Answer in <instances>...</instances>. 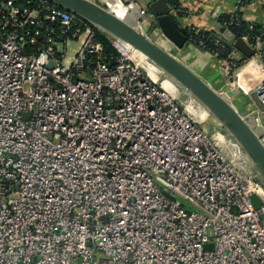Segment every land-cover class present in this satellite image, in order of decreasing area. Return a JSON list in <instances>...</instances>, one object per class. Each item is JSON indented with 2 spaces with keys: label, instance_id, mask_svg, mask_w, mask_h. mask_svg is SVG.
<instances>
[{
  "label": "built area",
  "instance_id": "1",
  "mask_svg": "<svg viewBox=\"0 0 264 264\" xmlns=\"http://www.w3.org/2000/svg\"><path fill=\"white\" fill-rule=\"evenodd\" d=\"M137 2L122 4L138 29L170 41ZM87 22L0 0V264H264V185L238 141L203 128L167 75L103 61ZM262 37L242 38L264 64ZM215 41L236 89L250 59ZM249 97L264 143V79Z\"/></svg>",
  "mask_w": 264,
  "mask_h": 264
},
{
  "label": "water",
  "instance_id": "2",
  "mask_svg": "<svg viewBox=\"0 0 264 264\" xmlns=\"http://www.w3.org/2000/svg\"><path fill=\"white\" fill-rule=\"evenodd\" d=\"M50 1L80 15L109 35L138 50L163 74L183 87L185 94L195 96L209 113L220 121L229 136L238 141L241 150L246 154L248 163L258 174V180L264 185V143L260 135L253 129L250 118L246 117L247 110H238L237 106L230 102L222 91L216 89L210 81L171 51L159 46L156 41L140 31L137 24L118 16L112 9H107L95 0ZM148 9L155 23L174 45L181 49L192 44L188 36L177 25L173 7L167 0H150ZM218 28L220 32L225 33L227 40L220 34L213 33L212 36L215 39L230 47H235L247 58L256 55V48L243 38L233 37L230 31L221 24H218ZM50 66L53 67V64L51 63ZM173 199L175 198L173 197ZM253 200L258 207L259 200L255 196H253ZM206 247L210 248L212 244H208Z\"/></svg>",
  "mask_w": 264,
  "mask_h": 264
},
{
  "label": "crops",
  "instance_id": "3",
  "mask_svg": "<svg viewBox=\"0 0 264 264\" xmlns=\"http://www.w3.org/2000/svg\"><path fill=\"white\" fill-rule=\"evenodd\" d=\"M95 1L103 6L111 3L108 5L110 9H112V4H122L130 0ZM149 2L150 0H138L137 3L139 7H148ZM131 7L132 6H128L129 9ZM130 10H134L135 12L136 8ZM236 12H241L244 20L248 22L264 24V6L261 0H253L252 2L243 3L242 5L237 0H181L180 8H173L175 19L181 27L195 29L197 31L209 30L225 38V33L220 32L218 28V24H220L219 17ZM132 19L135 20L134 17H132ZM174 49L175 52L178 53V57L186 64L210 81L216 89L223 90L236 101H242V96L250 98L249 90L264 79L263 61L261 62L256 56L249 58L250 61L248 60V62L244 64L241 76L239 79H236L240 85L238 86L237 84L235 89L228 86L230 80L222 72L221 61L216 55L208 51H203L199 46L193 43L181 49L172 44L171 51Z\"/></svg>",
  "mask_w": 264,
  "mask_h": 264
},
{
  "label": "trees",
  "instance_id": "4",
  "mask_svg": "<svg viewBox=\"0 0 264 264\" xmlns=\"http://www.w3.org/2000/svg\"><path fill=\"white\" fill-rule=\"evenodd\" d=\"M167 2L175 9H179L181 6V0H167ZM239 3L242 5L243 3H247V2H239ZM219 23L222 26L226 27L235 38H240V37L242 38L246 34H250L252 37H254L263 32L262 40L264 44V24L251 23L248 22L247 20H244L241 12H236L233 14H225L219 17ZM87 24H89L94 29L96 34V39L99 42H101V44L103 45V52L101 59L109 63V65L113 67L115 65V62L121 56V51L114 44L113 39L107 32H105L104 30H99L94 24H91L89 22H87ZM177 25L180 26L178 22ZM180 28L189 37V39L193 44L197 45V42L199 40H203L204 43L206 44V51L210 52L211 54L218 52L219 60L221 58L226 57L228 52L230 51V48L216 44L215 39H213L212 37V34L214 33L213 31H209V30L197 31L195 29L183 28L181 26ZM262 50L264 51V48ZM245 58L246 57L244 56L240 60V64H243ZM235 105L239 110H250L253 107L249 98L245 96H242V101L235 100Z\"/></svg>",
  "mask_w": 264,
  "mask_h": 264
},
{
  "label": "rangeland",
  "instance_id": "5",
  "mask_svg": "<svg viewBox=\"0 0 264 264\" xmlns=\"http://www.w3.org/2000/svg\"><path fill=\"white\" fill-rule=\"evenodd\" d=\"M108 4H111V3H108ZM105 5L104 7H106L107 9H110V7H109V5ZM123 4H125V5H127L128 4V2H123ZM123 4H121V3H116V4H112V10L118 15V16H120V17H122V18H125L127 21H129V22H131V23H135V24H137V22L135 21V20H133L132 19V17H134V15H135V12H134V10H130L128 7H126V6H124ZM131 16V17H130ZM137 26V28H138V25H136ZM111 36V35H110ZM111 38L113 39V41H114V44L119 48V50L121 51V52H126V54L133 60V61H135L137 64H139V65H143V66H145V67H147V66H153V64L152 63H150V61L146 58V59H144L143 57H141L139 54H136V52L133 50L134 48H131V47H129V46H127L124 42H122V41H120V40H118V39H116V38H114L113 36H111ZM152 39H155V38H153L152 37ZM78 40H73L72 42H71V44H70V46H69V49H68V54L69 55H71L72 54V52H73V50L74 49H76L77 48V46H78V42H77ZM157 41V40H156ZM158 43V42H157ZM171 44H173L172 42H171ZM60 48V50L62 49V50H64V48H62L61 46L59 47ZM166 49L168 50V51H171V48H168V47H166ZM134 52V53H133ZM173 54H175L176 56H178L177 54V52H175V49L174 50H172L171 51ZM160 75H161V77L162 78H164L162 75H163V73H161L160 72ZM175 82V81H174ZM176 83V82H175ZM177 85V87L179 88V97H180V100H186V98H189V95H187V94H185V92H184V88L183 87H181L178 83H176ZM222 91V90H221ZM222 93H224L223 95L224 96H226V98L230 101V102H232L233 104H235V100L232 98V97H230V95L229 94H225V92H222ZM249 100H250V98H249ZM252 103V102H251ZM201 108L200 107H198L197 105H196V107H197V109H199L200 110V113L202 114V116L200 117L201 119V121H202V123H201V125H202V127L203 128H205V129H207L209 132H211V131H213V129H215V128H218V127H220L221 129H223L224 130V132L227 134V135H229V133L226 131V129H225V127L220 123V121L219 120H217L216 118H215V116L214 115H212L211 113H209V111L203 106V104L201 103Z\"/></svg>",
  "mask_w": 264,
  "mask_h": 264
},
{
  "label": "bare ground",
  "instance_id": "6",
  "mask_svg": "<svg viewBox=\"0 0 264 264\" xmlns=\"http://www.w3.org/2000/svg\"><path fill=\"white\" fill-rule=\"evenodd\" d=\"M157 41L156 42H158L157 44L159 45V46H161L162 48H164L165 50H167L166 49V47H168V48H171V42L170 41H168V40H166V39H164V38H158V39H156ZM126 44V43H125ZM127 46H129V47H131L130 45H128V44H126ZM132 48V47H131ZM135 52H136V54H139L141 57H143L144 59H146L147 57L144 55V54H142L141 52H139L138 50H135V49H133ZM168 51V50H167ZM134 53V52H133ZM148 59V58H147ZM149 60V59H148ZM150 61V60H149ZM150 63H152L151 61H150ZM153 64V63H152ZM145 68H147V69H150L152 72H154V71H157V72H161L162 73V71L155 65V64H153V66H147V67H145ZM197 106L198 107H200L201 108V104H197Z\"/></svg>",
  "mask_w": 264,
  "mask_h": 264
}]
</instances>
